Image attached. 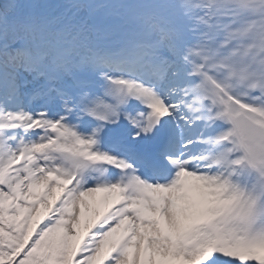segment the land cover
I'll use <instances>...</instances> for the list:
<instances>
[{"label":"snow or ice","instance_id":"snow-or-ice-1","mask_svg":"<svg viewBox=\"0 0 264 264\" xmlns=\"http://www.w3.org/2000/svg\"><path fill=\"white\" fill-rule=\"evenodd\" d=\"M0 264H264V0H0Z\"/></svg>","mask_w":264,"mask_h":264}]
</instances>
